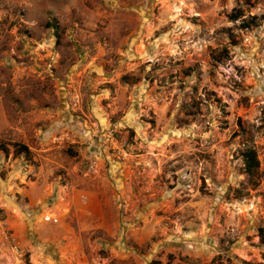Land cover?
<instances>
[{"label":"rangeland","instance_id":"rangeland-1","mask_svg":"<svg viewBox=\"0 0 264 264\" xmlns=\"http://www.w3.org/2000/svg\"><path fill=\"white\" fill-rule=\"evenodd\" d=\"M0 141L84 264H264V0H0Z\"/></svg>","mask_w":264,"mask_h":264},{"label":"crops","instance_id":"crops-1","mask_svg":"<svg viewBox=\"0 0 264 264\" xmlns=\"http://www.w3.org/2000/svg\"><path fill=\"white\" fill-rule=\"evenodd\" d=\"M1 165L2 161L0 160V167H2ZM19 177L22 178V175L18 171L13 172L5 180L0 178V206L3 207V213L14 235L18 238L22 250L29 252L32 260L42 257V259L46 258L49 264H59V260H63L65 257H77L79 264H84L79 253L82 248L80 244L82 228H71L65 219H62L59 224H52V222L45 221L44 217L42 218L40 211L29 210L28 206L31 203L26 205L22 198L28 196L30 200L36 201L37 198L32 196L34 192L31 187L18 186L17 178ZM73 203H75L74 200ZM32 212L34 214H31ZM78 212L77 209L72 210V214L75 216L78 215ZM52 215L57 218L65 216L62 211H54ZM9 248L8 242L0 234V264H6L4 257H7L10 252Z\"/></svg>","mask_w":264,"mask_h":264},{"label":"built area","instance_id":"built-area-1","mask_svg":"<svg viewBox=\"0 0 264 264\" xmlns=\"http://www.w3.org/2000/svg\"><path fill=\"white\" fill-rule=\"evenodd\" d=\"M82 133H86L85 130H82ZM88 140L90 142L99 143L100 146H106L109 145L112 147L115 153L118 154L119 157H125L128 154L129 146L126 141H123L121 139H118L116 137V131L110 130V129H101V130H94V131H88ZM88 141V142H89ZM97 164V161L94 160L91 164V170L95 169V166ZM44 220L47 222L52 223H58L59 218L53 216V215H45ZM0 234L1 236L8 242L10 245V248L15 253L17 258L22 259L23 252L19 245V242L17 241L16 236L14 235L12 229L10 228L7 221H4V219L0 220ZM45 263V261L43 262Z\"/></svg>","mask_w":264,"mask_h":264},{"label":"trees","instance_id":"trees-1","mask_svg":"<svg viewBox=\"0 0 264 264\" xmlns=\"http://www.w3.org/2000/svg\"><path fill=\"white\" fill-rule=\"evenodd\" d=\"M238 18H239V15L238 16L236 15V17L234 16V19H238ZM14 148H15V154L17 156H22L24 154L29 153V148L25 144L16 142L14 143ZM0 149L6 153L9 152V148L5 144L1 143V141H0ZM242 155L245 161L246 172L250 175H254L260 166V162H259L256 150L253 148H247L243 152ZM259 236H260L261 242L264 243V227L260 228ZM154 264H158V263L154 262Z\"/></svg>","mask_w":264,"mask_h":264}]
</instances>
